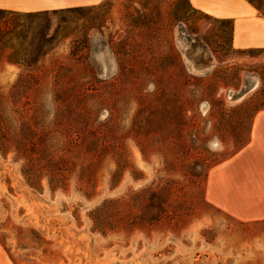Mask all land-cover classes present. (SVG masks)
Masks as SVG:
<instances>
[{
    "label": "rangeland",
    "instance_id": "obj_1",
    "mask_svg": "<svg viewBox=\"0 0 264 264\" xmlns=\"http://www.w3.org/2000/svg\"><path fill=\"white\" fill-rule=\"evenodd\" d=\"M1 16L48 50L0 51L6 114L42 153L0 148V264H264V217L206 194L264 108V48L190 0Z\"/></svg>",
    "mask_w": 264,
    "mask_h": 264
},
{
    "label": "crops",
    "instance_id": "obj_2",
    "mask_svg": "<svg viewBox=\"0 0 264 264\" xmlns=\"http://www.w3.org/2000/svg\"><path fill=\"white\" fill-rule=\"evenodd\" d=\"M101 1L0 0V8L35 11ZM190 2L215 17L232 20V45L235 48H264V15L250 0H190ZM237 182L247 186L246 191L250 193V198L239 201L225 199L227 193L236 191ZM206 194L210 201L233 213H238L233 207L241 205L251 209L255 216L264 217V108L258 109L253 116L249 140L233 154L210 167Z\"/></svg>",
    "mask_w": 264,
    "mask_h": 264
},
{
    "label": "trees",
    "instance_id": "obj_3",
    "mask_svg": "<svg viewBox=\"0 0 264 264\" xmlns=\"http://www.w3.org/2000/svg\"><path fill=\"white\" fill-rule=\"evenodd\" d=\"M250 1L254 5H256L258 9L261 11V13L264 15V3L261 0H250ZM0 12L10 13V14H22L23 12L26 11L0 8ZM12 38L15 39V42L11 41ZM47 41L48 38L39 35H35L30 40L26 39L23 33L22 23L18 22L17 20H9L7 18H4V16L0 17V51L1 52L6 51L5 53H7L8 49L11 48L12 49L11 51L17 55H25L27 53H30L36 56L48 50V46L46 44ZM21 57L23 56H20V58L18 56V58H15L14 60L27 65L33 64L32 60H26L25 58H21ZM7 59L12 60V58H9V56ZM17 89H18L17 85H14L12 89V93H16ZM26 117L28 116L26 115ZM29 129H30V133L32 134L33 133L32 128ZM17 131L18 130L13 125V119L6 114V107L4 106V95L0 93V148L3 151H10L14 149V150H18L20 153L24 154L25 156H34L30 160L32 161V164L39 163L40 159L37 156H42L41 155L42 153L40 151L35 150V147L37 146V141L34 138L25 135V140L24 141L20 140L19 142ZM27 173L28 176L32 179L36 177V174L32 171H29ZM53 178L54 176L50 178V181H52Z\"/></svg>",
    "mask_w": 264,
    "mask_h": 264
},
{
    "label": "bare ground",
    "instance_id": "obj_4",
    "mask_svg": "<svg viewBox=\"0 0 264 264\" xmlns=\"http://www.w3.org/2000/svg\"><path fill=\"white\" fill-rule=\"evenodd\" d=\"M191 67H192V68H197L196 65L193 64V63L191 64ZM197 69H199V68H197ZM254 81H255V83H254L253 86H256V85H257V80H254ZM232 93H233V91L230 92V96H232Z\"/></svg>",
    "mask_w": 264,
    "mask_h": 264
},
{
    "label": "water",
    "instance_id": "obj_5",
    "mask_svg": "<svg viewBox=\"0 0 264 264\" xmlns=\"http://www.w3.org/2000/svg\"><path fill=\"white\" fill-rule=\"evenodd\" d=\"M204 66H208V65H199L198 68H203Z\"/></svg>",
    "mask_w": 264,
    "mask_h": 264
}]
</instances>
